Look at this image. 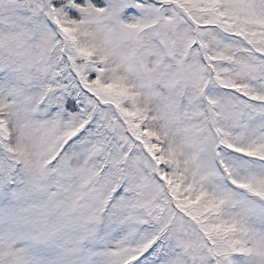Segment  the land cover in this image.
<instances>
[{
  "label": "snow or ice",
  "instance_id": "obj_1",
  "mask_svg": "<svg viewBox=\"0 0 264 264\" xmlns=\"http://www.w3.org/2000/svg\"><path fill=\"white\" fill-rule=\"evenodd\" d=\"M0 264H264V0H0Z\"/></svg>",
  "mask_w": 264,
  "mask_h": 264
}]
</instances>
